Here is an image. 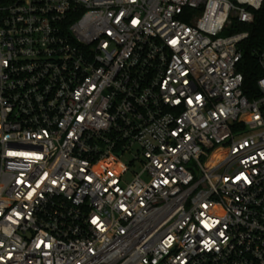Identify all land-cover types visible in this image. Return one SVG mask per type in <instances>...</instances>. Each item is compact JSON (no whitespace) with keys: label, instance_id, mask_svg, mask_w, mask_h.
<instances>
[{"label":"built area","instance_id":"built-area-1","mask_svg":"<svg viewBox=\"0 0 264 264\" xmlns=\"http://www.w3.org/2000/svg\"><path fill=\"white\" fill-rule=\"evenodd\" d=\"M263 2H0V264H264Z\"/></svg>","mask_w":264,"mask_h":264},{"label":"trees","instance_id":"trees-1","mask_svg":"<svg viewBox=\"0 0 264 264\" xmlns=\"http://www.w3.org/2000/svg\"><path fill=\"white\" fill-rule=\"evenodd\" d=\"M13 0H0L8 3ZM238 30L249 31L248 38L241 44L242 58L237 65V71L243 75V93L253 100L260 95L258 80L264 75L257 60V52L264 46V2L256 11L255 20L250 25H240Z\"/></svg>","mask_w":264,"mask_h":264}]
</instances>
